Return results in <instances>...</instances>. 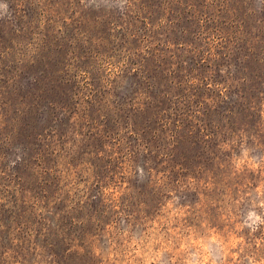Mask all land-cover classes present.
<instances>
[{
	"label": "rangeland",
	"instance_id": "1",
	"mask_svg": "<svg viewBox=\"0 0 264 264\" xmlns=\"http://www.w3.org/2000/svg\"><path fill=\"white\" fill-rule=\"evenodd\" d=\"M3 195L0 264H264V0H0Z\"/></svg>",
	"mask_w": 264,
	"mask_h": 264
},
{
	"label": "trees",
	"instance_id": "2",
	"mask_svg": "<svg viewBox=\"0 0 264 264\" xmlns=\"http://www.w3.org/2000/svg\"><path fill=\"white\" fill-rule=\"evenodd\" d=\"M177 126V125H176ZM7 191H9L7 188H5L4 189V193H6ZM44 195V194H43ZM9 197V195L8 196H6V195H3V196H0V198L1 199H4L5 201H6V199ZM0 205H1V203H0Z\"/></svg>",
	"mask_w": 264,
	"mask_h": 264
}]
</instances>
